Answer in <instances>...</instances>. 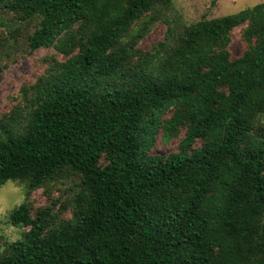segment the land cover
<instances>
[{"label": "trees", "instance_id": "16d2710c", "mask_svg": "<svg viewBox=\"0 0 264 264\" xmlns=\"http://www.w3.org/2000/svg\"><path fill=\"white\" fill-rule=\"evenodd\" d=\"M2 1L36 22L30 53L63 59L45 57L0 116V188L25 194L7 219L29 228L0 237V264H264V2L142 53L175 0ZM161 128L186 129L177 153L151 155ZM58 183L67 206L33 213L31 195Z\"/></svg>", "mask_w": 264, "mask_h": 264}, {"label": "rangeland", "instance_id": "374dc122", "mask_svg": "<svg viewBox=\"0 0 264 264\" xmlns=\"http://www.w3.org/2000/svg\"><path fill=\"white\" fill-rule=\"evenodd\" d=\"M175 0L172 7L166 11L158 21L154 23L150 32L142 39L138 49L142 53L154 52L160 43H166V39L172 30L177 35L184 27H189L203 19L220 18L233 15L247 8L253 7L264 0ZM19 19L5 8V3L0 0V64L6 67L3 70L0 83V116L8 114L13 108L22 102L21 91L23 87L34 84L45 72L47 63L45 57L57 56L62 60L63 56L55 49L38 50L30 53L27 38L33 32L36 22L18 24ZM246 26L235 28L232 32L229 52L233 59L243 56L247 49L242 33ZM172 112L169 111L164 119H169ZM261 128H264V116L260 119ZM185 128H180L178 135L165 141L164 129L157 134V142L151 155L170 156L179 151V143L185 135ZM200 143H197V147ZM69 188L67 183H58L48 192L35 191L30 197V205L34 212L44 206H50L53 201L60 200L57 210L67 206ZM60 197V198H59ZM25 199L24 189L15 182H9L0 188V237L5 241H16L22 237L23 231L29 228H18L9 224L8 215L11 210L23 203ZM71 211L63 212L62 218H70Z\"/></svg>", "mask_w": 264, "mask_h": 264}]
</instances>
